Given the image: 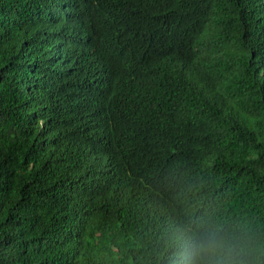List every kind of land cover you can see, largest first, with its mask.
Wrapping results in <instances>:
<instances>
[{
	"label": "trees",
	"instance_id": "16d2710c",
	"mask_svg": "<svg viewBox=\"0 0 264 264\" xmlns=\"http://www.w3.org/2000/svg\"><path fill=\"white\" fill-rule=\"evenodd\" d=\"M189 217L264 232V0H0V264H169Z\"/></svg>",
	"mask_w": 264,
	"mask_h": 264
},
{
	"label": "clouds",
	"instance_id": "9594fccd",
	"mask_svg": "<svg viewBox=\"0 0 264 264\" xmlns=\"http://www.w3.org/2000/svg\"><path fill=\"white\" fill-rule=\"evenodd\" d=\"M169 264H264V232L225 219L189 217L171 237Z\"/></svg>",
	"mask_w": 264,
	"mask_h": 264
}]
</instances>
